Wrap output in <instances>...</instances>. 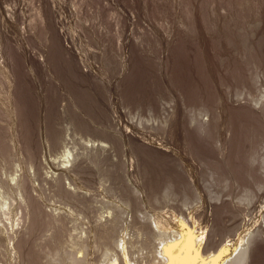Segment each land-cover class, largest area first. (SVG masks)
<instances>
[{
  "label": "rangeland",
  "instance_id": "rangeland-1",
  "mask_svg": "<svg viewBox=\"0 0 264 264\" xmlns=\"http://www.w3.org/2000/svg\"><path fill=\"white\" fill-rule=\"evenodd\" d=\"M0 23V180L10 186L0 196L12 204L0 206V228L18 229L25 213L16 175L50 214L64 207L46 183L62 154L94 155L98 140L112 147L104 161H73L88 160L94 193L110 186L114 200L133 176L153 175L168 226L193 210L200 236L231 247L253 234L264 264V0H0ZM74 216L59 224L76 234Z\"/></svg>",
  "mask_w": 264,
  "mask_h": 264
},
{
  "label": "bare ground",
  "instance_id": "bare-ground-1",
  "mask_svg": "<svg viewBox=\"0 0 264 264\" xmlns=\"http://www.w3.org/2000/svg\"><path fill=\"white\" fill-rule=\"evenodd\" d=\"M2 21L4 22L3 19ZM3 24L1 25L2 28ZM4 105L6 111L12 117L18 115L17 113L21 108L10 101L8 103L4 102ZM79 124L81 125L82 123ZM79 124L77 122L76 126L79 127ZM85 125L82 124V127ZM80 127L77 129L81 131L76 130L82 134L85 129L82 131V127L81 129ZM198 128L200 129V127ZM16 140V138H13L11 142L16 145ZM95 142L96 147H94L95 145L92 147V150L94 149L95 151L96 149L94 155H91V152L86 149L85 151H88L86 155H84L85 153H75L74 147H72L74 150L67 147L62 154L64 157L61 161L62 166L59 165L58 172L55 171L54 173L56 176H51L50 179L52 177L53 179L46 181V183H51V187H49H54L52 189L54 190V195L60 198L59 201L64 207L55 208L50 214L42 212L38 208L35 197L28 193V176L21 174L20 176L14 175L15 177H12V182L17 187L16 190L20 192H17L20 200L25 204V213L22 211L21 218L15 223V226H20L19 228L21 229H17V227L15 229L13 223H11V229L8 228L9 230L5 224L4 227L0 228V264H43V257H45V260H47L46 257H49L55 264H89L90 262L94 264H255L258 247L253 234L244 237L241 243L231 247L220 243V241H215L211 235L200 236L196 226H193L194 222H192L198 216V212H193V210L179 214L181 217L179 228L168 226L172 223V215L168 214V212H158L155 207L159 208L160 200L150 194L151 189L155 185V179H157L155 176L154 179L153 175L150 177V174L147 175L145 173L135 178L131 176V186L127 185L128 191H126L127 189L125 190L127 194L120 191V196H116L114 200V197L110 196L113 192L110 186L102 185L100 194L94 193L93 179L85 176L86 165L84 163L88 160L82 163L79 161L76 165L73 164V161L77 157L80 158L79 156H82L81 159L91 158L97 164L96 162H99L100 158L102 160L105 157L106 151H112L111 144L105 143V146L97 145ZM109 152L106 153V156ZM116 157L118 156L116 155ZM100 163L102 164L101 161ZM64 179L69 181V184H67L69 188L65 187ZM108 180L110 178L105 177L104 183H108ZM0 185L4 186L5 190L10 188L9 185H4L1 180ZM0 197L3 199L0 202V206L5 208L6 211H10L12 206L10 200L5 197V194H1ZM13 199L17 203L19 202L17 196L13 197ZM92 204L97 206L95 207ZM78 215H82V224L78 223L81 227L75 222L76 225L71 226L76 231V234H73L72 228L70 232V228H65L68 226L63 224L64 230L63 225L59 224V222L65 223L66 218L70 216H74L76 219ZM86 219L88 221H85ZM57 223L59 226L61 225L63 232L67 231L66 237L69 236L67 238L63 236L66 239H62L63 237L61 238L57 234L61 231H57V228L60 229ZM66 223L68 224V222ZM83 224L86 227L82 226ZM45 227H49L47 232H52L50 230L52 228H55L56 231L47 238L44 235V242L37 243L40 248L36 244L39 250L35 249L36 246L29 247L31 238ZM92 252H95V256L90 259L89 256L93 254ZM13 258L18 259L15 262ZM97 259L99 260L97 261Z\"/></svg>",
  "mask_w": 264,
  "mask_h": 264
}]
</instances>
